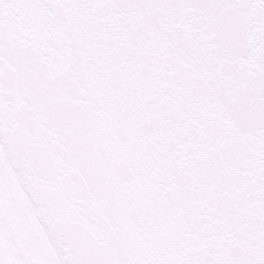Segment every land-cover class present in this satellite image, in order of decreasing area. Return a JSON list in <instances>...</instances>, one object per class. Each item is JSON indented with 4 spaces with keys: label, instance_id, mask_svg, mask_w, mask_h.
<instances>
[{
    "label": "snow or ice",
    "instance_id": "obj_1",
    "mask_svg": "<svg viewBox=\"0 0 264 264\" xmlns=\"http://www.w3.org/2000/svg\"><path fill=\"white\" fill-rule=\"evenodd\" d=\"M23 104L86 161L61 264H264V0H0V151Z\"/></svg>",
    "mask_w": 264,
    "mask_h": 264
},
{
    "label": "water",
    "instance_id": "obj_2",
    "mask_svg": "<svg viewBox=\"0 0 264 264\" xmlns=\"http://www.w3.org/2000/svg\"><path fill=\"white\" fill-rule=\"evenodd\" d=\"M240 51H245L243 43ZM8 70L13 74L17 72L15 62L8 65ZM10 95L15 100L14 87ZM28 111L32 109L27 104L19 108L13 105L4 129L3 153L61 264L65 257H72L78 248L71 239L70 204L65 189L54 183L53 178L56 170L63 166L68 169V174L83 181L82 170L86 161L71 138L54 130V116L48 120L51 127L43 128L42 125L36 126L35 119L23 120L22 114Z\"/></svg>",
    "mask_w": 264,
    "mask_h": 264
},
{
    "label": "rangeland",
    "instance_id": "obj_3",
    "mask_svg": "<svg viewBox=\"0 0 264 264\" xmlns=\"http://www.w3.org/2000/svg\"><path fill=\"white\" fill-rule=\"evenodd\" d=\"M0 254L11 264H55L0 153Z\"/></svg>",
    "mask_w": 264,
    "mask_h": 264
},
{
    "label": "bare ground",
    "instance_id": "obj_4",
    "mask_svg": "<svg viewBox=\"0 0 264 264\" xmlns=\"http://www.w3.org/2000/svg\"><path fill=\"white\" fill-rule=\"evenodd\" d=\"M0 153H1V155H2V158H3V160H4V156H3V154H2V151H0ZM5 161V160H4ZM6 163V162H5ZM5 165H7V164H5ZM7 167H8V165H7ZM9 168V167H8ZM23 195V194H22ZM23 197L25 198V196L23 195ZM25 200H26V198H25ZM27 201V200H26ZM28 205H29V203H28ZM30 209V214H31V216L33 217V219H34V221H35V223H36V225H37V222H36V220H35V217H34V215H33V213H32V210H31V208H29ZM37 227H38V225H37ZM40 227V226H39ZM38 227V229H39V231H40V233H41V236L43 237V239L46 241V237H45V235H44V232H43V230L41 229V228H39ZM46 243L48 244V242L46 241ZM52 251V250H51ZM53 253V252H52ZM54 255V254H53ZM54 261H55V264H59L58 262H57V259H56V257H55V255H54Z\"/></svg>",
    "mask_w": 264,
    "mask_h": 264
}]
</instances>
